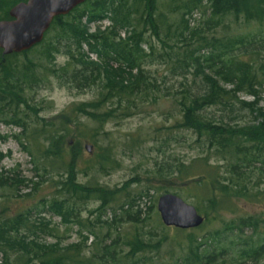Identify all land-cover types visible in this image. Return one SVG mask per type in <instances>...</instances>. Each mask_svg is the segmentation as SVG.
Here are the masks:
<instances>
[{"label": "trees", "instance_id": "16d2710c", "mask_svg": "<svg viewBox=\"0 0 264 264\" xmlns=\"http://www.w3.org/2000/svg\"><path fill=\"white\" fill-rule=\"evenodd\" d=\"M22 1L26 0H0V21L10 20V9ZM160 1L88 0L69 15L56 18L42 43L32 50L6 57H2L0 51V124L22 129L27 144L21 137H14L20 146L25 150L28 145L32 146L38 156L59 161L66 175L65 181L59 183L58 194L63 195L62 199L14 214H8L7 208L0 210V254L3 256L0 264H133L137 253L150 252L159 257L163 253L171 256L157 264H259L264 259V239L255 242L245 235L246 230H250L252 235L258 236L260 222L256 217L234 219L205 237H192L190 245L184 247L180 255L175 254V247L181 246L176 239L169 238L168 228H162L160 237L151 233L149 239L136 232L126 238L130 252L123 258L117 253L120 237L110 243L99 242L89 230L88 233L95 236L90 245L89 236L80 234L79 242L64 247L65 238L60 236L58 228L42 217L51 214L60 219L62 225H79L81 211L71 204L74 199L99 201L100 210H104L117 198L118 191L77 182L82 153L76 143L70 146L66 141L70 127L76 124L73 114L103 127L111 120L129 119L145 104L156 102L160 90L146 66L154 50L150 38L161 40L162 28L167 25V17L160 12ZM167 3L171 14L182 13L183 20L205 8L213 29L240 20L264 26V0H207L206 3L205 0H168ZM167 31L171 34L169 28ZM192 36L200 39L202 47L213 51L207 57H196L194 51L188 49L191 45H186V50L177 54L180 69L187 73L193 70L202 85L199 91L186 87L181 93L177 100L181 112L177 128L194 133L204 156L191 165H176L171 161L158 173L175 178L185 189L194 190L195 208L200 214L205 209V215H219L224 208L235 207L236 201L252 200L256 197L254 189L264 185V110L259 107L264 89V62L256 63V57L264 51V38H241L223 43L215 37L207 41L198 31ZM36 49H41V58L50 65L43 68L45 75L38 72L40 64L29 58ZM58 56L66 58L64 65H57ZM46 76L58 79L63 86L79 93L97 88L98 97L93 102L73 107L52 122L36 125L30 132L29 116L22 108L35 112L36 117L37 111L30 106L25 93L38 87ZM243 97L252 98V102L241 100ZM212 109L228 115L248 111L254 116V122L231 127L223 117L218 121L211 118ZM41 139L45 140L46 149ZM67 150L71 152L69 163L64 162ZM6 157L0 152V166ZM211 159L218 162L212 164ZM220 161L226 163L223 172ZM116 163L111 149H106L97 164L87 167L85 173L97 169L98 173L107 174ZM197 164L200 168H196ZM196 170L199 175L192 176ZM30 184L33 191H37L38 183L19 179L16 169L4 171L0 167V189L19 191L30 188ZM35 213H38V221H32ZM127 219L141 223L139 217L136 219L130 213ZM47 238L54 242H47ZM155 238L159 239L151 242ZM86 252H91L92 256L87 257Z\"/></svg>", "mask_w": 264, "mask_h": 264}, {"label": "rangeland", "instance_id": "374dc122", "mask_svg": "<svg viewBox=\"0 0 264 264\" xmlns=\"http://www.w3.org/2000/svg\"><path fill=\"white\" fill-rule=\"evenodd\" d=\"M167 1H160V12L167 17V25L162 28L161 40L150 38L149 43L154 50L146 66L150 76L157 81L160 90L156 102L145 104L140 112L129 119L111 120L103 127L97 126L79 114L72 116L76 124L70 127L66 142L67 144L70 142V146L76 143V147L82 153L77 167L80 172L76 175L77 182L84 186H100L119 193L115 201L104 210H100L99 201L78 202L74 199L71 204L81 211L82 221L79 225H62L57 217L43 214L42 217L52 221V227H57L60 236L65 238L64 247L79 242L80 234L89 236L88 245H90L95 241V236L88 233L90 230L95 233L99 242L110 243L120 237L117 253L123 258L130 252L126 245V238H130L133 233L138 232L147 239L150 238L151 233H157L159 237L162 235V228L165 226L157 210L161 196L173 194L187 204L197 206L194 190L185 189L175 178L162 177L158 173L164 164L171 161H174L176 165L180 163L191 165L197 158L204 156L196 144L194 133L177 128L181 118L177 100L181 97V93L186 87L192 91L202 89L200 80L193 75V70L187 73L180 69L177 54L186 50V45H191L188 49L194 51L196 57H207L212 53V48L202 47L200 39L192 36L194 31H198V34L207 41L215 37L225 43L241 38H264V26L260 27L255 23L245 24L243 20H240L237 23L227 22L229 23L227 27L213 29L209 23L210 15L205 8L194 11L183 20L182 13L171 14ZM188 1L191 0H182V2ZM168 28L171 34L168 33ZM144 49L147 51L148 48L144 47ZM40 51L41 49H36L29 58L34 63L40 64L38 72L45 75L43 68L50 65L41 58ZM259 61L264 62V51L256 57V63ZM56 63L62 66L66 63V58L58 56ZM25 96L30 101V106L37 111L38 118L35 112L26 107L22 108L24 114L29 116L31 132L36 125L52 122L62 113L70 112L75 106L93 102L98 97V91L97 88H92L79 93L63 86L58 79L46 76L38 87L27 90ZM241 100L252 102V98L249 97H243ZM259 107L264 110V89L261 91ZM209 114L216 121L223 117L224 122L231 127H244L254 122V116L248 111H236L234 115H228L212 109ZM15 136L21 137L22 142L27 144L22 129L0 124V152L7 156L0 167L4 171L16 169L19 179H27L39 185L36 187L37 191H33L32 184L30 188L19 191L0 189V210L7 208L8 214H14L34 208L37 204L52 202L56 198L62 199L63 195H59L58 190L61 189L59 183L65 181L66 175L61 169L63 165L59 161H54L53 158L38 156L32 146L28 145L26 150L23 149L14 138ZM41 142L46 149L45 140L41 139ZM87 145L92 146L91 153L85 150ZM106 149H111L113 158L117 162L115 168L107 174L98 173L97 169L85 173L87 167L97 164L98 157ZM69 153H71L70 150L64 152L65 163H69ZM217 162L218 159L210 161L212 164ZM219 164L220 170L225 171L226 163L220 161ZM200 166L197 164L196 168ZM198 171L196 170L192 176L199 175ZM263 191L264 185H261L259 189H254L253 194L256 197L252 200L236 201L235 207H226L219 215L212 213L205 215L204 209L201 215L205 218V222L198 229L178 234L174 228H168L166 233L169 238L176 239L181 246L175 247L177 250L175 254L180 255L184 247L187 248L190 245V238L205 237L222 229L226 223L239 218H259L258 236L252 235L250 230H246L245 235L252 237L255 242L264 239ZM27 195L29 197H25ZM39 210L42 211L43 208ZM38 213L33 215L32 221L39 220ZM128 213L136 219L139 217L141 223L128 221ZM146 238L143 239L147 241ZM158 239H152L151 242H156ZM46 241L54 242L51 238H47ZM86 253L87 257L92 256L91 252ZM169 257L171 256L168 253H163L161 257L154 252L137 253L133 256L136 260L133 264H157L162 258L168 260ZM2 258L0 254V260ZM259 264H264V259Z\"/></svg>", "mask_w": 264, "mask_h": 264}, {"label": "water", "instance_id": "95a60500", "mask_svg": "<svg viewBox=\"0 0 264 264\" xmlns=\"http://www.w3.org/2000/svg\"><path fill=\"white\" fill-rule=\"evenodd\" d=\"M88 0H28L9 11L10 20L0 21V51L2 57L22 54L42 43L56 18L69 15ZM92 146L85 150L91 153ZM157 210L166 228L181 231L203 226L205 218L197 209L173 194L158 200Z\"/></svg>", "mask_w": 264, "mask_h": 264}, {"label": "flooded vegetation", "instance_id": "af4514ba", "mask_svg": "<svg viewBox=\"0 0 264 264\" xmlns=\"http://www.w3.org/2000/svg\"><path fill=\"white\" fill-rule=\"evenodd\" d=\"M27 1H28V0H26V1H22V2H27ZM22 2H19V3H22ZM19 3H18V4H19ZM59 18H61V17H59ZM45 36H46V35H45Z\"/></svg>", "mask_w": 264, "mask_h": 264}]
</instances>
